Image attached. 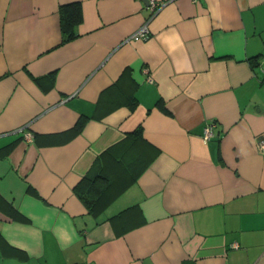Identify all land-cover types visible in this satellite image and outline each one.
I'll return each instance as SVG.
<instances>
[{
	"label": "crops",
	"instance_id": "obj_1",
	"mask_svg": "<svg viewBox=\"0 0 264 264\" xmlns=\"http://www.w3.org/2000/svg\"><path fill=\"white\" fill-rule=\"evenodd\" d=\"M160 1L0 0V264H264V0Z\"/></svg>",
	"mask_w": 264,
	"mask_h": 264
},
{
	"label": "trees",
	"instance_id": "obj_2",
	"mask_svg": "<svg viewBox=\"0 0 264 264\" xmlns=\"http://www.w3.org/2000/svg\"><path fill=\"white\" fill-rule=\"evenodd\" d=\"M59 17L62 33V42L69 41L77 36L76 26L82 21V12L79 3L71 2L67 4H62L59 6ZM126 103L129 109H133L137 105V99L134 96L132 91H129L126 95ZM116 105H112V108ZM83 120L79 119L75 124L74 128L76 131H79L82 126ZM136 132H140V129H137ZM107 177H105L102 172H98L94 176L84 175L77 184L73 187V191L78 194L84 204L89 210H95L98 207H101L103 204L102 195L97 194L96 190L99 189V183H106ZM107 182H109L107 180ZM122 188H119L120 191ZM101 190V188H100Z\"/></svg>",
	"mask_w": 264,
	"mask_h": 264
},
{
	"label": "built area",
	"instance_id": "obj_3",
	"mask_svg": "<svg viewBox=\"0 0 264 264\" xmlns=\"http://www.w3.org/2000/svg\"><path fill=\"white\" fill-rule=\"evenodd\" d=\"M196 1V0H194ZM165 3V1H160V0H148V6L151 8L152 11H157L163 4ZM149 36V29L147 24H143L136 32H134L133 34H131L128 38V40H132V41H137V40H142V39H146ZM260 70L262 72V74H264V64L260 65ZM148 80H151V77H148ZM215 126V123L213 121L207 123L204 126V130H203V139L207 140L209 139L211 136H213V128ZM29 136V135H27ZM258 149L260 152L264 153V136H262V138H260L259 142H258Z\"/></svg>",
	"mask_w": 264,
	"mask_h": 264
}]
</instances>
